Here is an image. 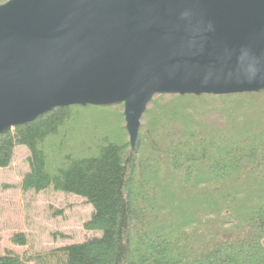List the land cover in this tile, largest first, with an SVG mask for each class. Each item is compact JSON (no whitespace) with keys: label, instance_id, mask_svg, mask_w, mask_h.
<instances>
[{"label":"trees","instance_id":"obj_1","mask_svg":"<svg viewBox=\"0 0 264 264\" xmlns=\"http://www.w3.org/2000/svg\"><path fill=\"white\" fill-rule=\"evenodd\" d=\"M122 113L56 108L0 135L1 169L17 147L30 154L23 191L92 208L84 230L99 235L60 249L63 264H264V92L157 95L134 149Z\"/></svg>","mask_w":264,"mask_h":264},{"label":"water","instance_id":"obj_2","mask_svg":"<svg viewBox=\"0 0 264 264\" xmlns=\"http://www.w3.org/2000/svg\"><path fill=\"white\" fill-rule=\"evenodd\" d=\"M264 92V0H9L0 135L56 108L120 106L130 148L157 95Z\"/></svg>","mask_w":264,"mask_h":264},{"label":"rangeland","instance_id":"obj_3","mask_svg":"<svg viewBox=\"0 0 264 264\" xmlns=\"http://www.w3.org/2000/svg\"><path fill=\"white\" fill-rule=\"evenodd\" d=\"M102 113L108 116L107 112ZM13 154L10 166L0 168V255L13 252L28 264H63L60 249L99 235L84 230L92 208L79 197L53 189L23 191L20 184L29 171L30 154L22 146ZM17 235H24L28 245H13L12 239Z\"/></svg>","mask_w":264,"mask_h":264}]
</instances>
